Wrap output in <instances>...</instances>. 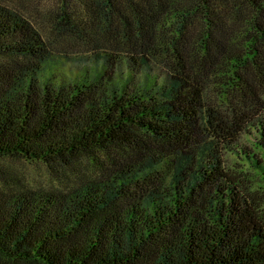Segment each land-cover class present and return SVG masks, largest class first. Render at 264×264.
<instances>
[{"label": "trees", "instance_id": "obj_1", "mask_svg": "<svg viewBox=\"0 0 264 264\" xmlns=\"http://www.w3.org/2000/svg\"><path fill=\"white\" fill-rule=\"evenodd\" d=\"M263 110L264 0H0V264H264Z\"/></svg>", "mask_w": 264, "mask_h": 264}, {"label": "rangeland", "instance_id": "obj_2", "mask_svg": "<svg viewBox=\"0 0 264 264\" xmlns=\"http://www.w3.org/2000/svg\"><path fill=\"white\" fill-rule=\"evenodd\" d=\"M264 116V110L262 112ZM232 162V160H230ZM230 165L229 161L224 163ZM7 172L4 178L11 182L29 183L31 185H47L55 183V176L48 173L42 164L25 162L17 159H9L7 161ZM235 169L244 173V181L249 189L255 192V196H260L264 192V181L262 178L252 171H245L241 166L235 164ZM3 176V175H2Z\"/></svg>", "mask_w": 264, "mask_h": 264}]
</instances>
